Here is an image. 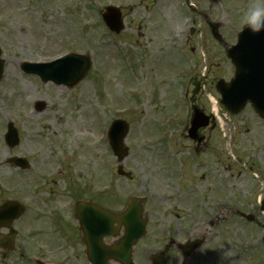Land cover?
Here are the masks:
<instances>
[{"label":"rangeland","instance_id":"rangeland-1","mask_svg":"<svg viewBox=\"0 0 264 264\" xmlns=\"http://www.w3.org/2000/svg\"><path fill=\"white\" fill-rule=\"evenodd\" d=\"M184 1L0 0V45L5 60L0 85V198L3 184L18 188L24 175L34 174L33 182L56 179L62 185L60 192L69 177L72 185L81 184L93 193L97 184L109 193L118 190L123 201L132 194L148 195V208L167 214L164 219L155 215L149 235L138 246L137 255L142 257L138 261L146 251L162 249L163 237H177L178 213L187 211L193 199L173 197L163 189H176L174 175L180 164L195 175L192 141L186 131L192 113L188 100L197 97L192 90L199 88V106L215 112L216 83L221 78L229 81L234 73L224 47L200 15L222 23L221 33L233 43L246 24L248 10L264 4V0H220L212 6L208 0H190L191 8ZM110 5L123 8L124 30L118 36L107 31L100 17L101 10ZM69 52L86 53L93 60L87 77L74 89L40 84L21 70L23 61L46 62ZM188 86L191 97L184 102ZM38 101L45 102L44 110H35ZM117 118L130 125L126 145L131 154L123 165L133 173L134 181L116 174L118 163L106 133ZM9 121L21 137L13 149L4 138ZM218 121V128L209 134L216 149L207 167L217 183L223 179L224 191L216 194L215 205L220 206L214 211L240 200L241 209L264 223L259 210L264 190V122L250 106L238 116L219 112ZM14 156L25 157L31 168H14L9 162ZM163 170L174 182L170 188L167 178L163 181ZM226 230V239L211 237L190 264H221L220 253L229 249L234 252L226 259L230 264H264V229L232 224ZM171 254L169 264H176V253Z\"/></svg>","mask_w":264,"mask_h":264},{"label":"flooded vegetation","instance_id":"flooded-vegetation-1","mask_svg":"<svg viewBox=\"0 0 264 264\" xmlns=\"http://www.w3.org/2000/svg\"><path fill=\"white\" fill-rule=\"evenodd\" d=\"M209 134V130H203L200 133L203 141L191 143L192 155L197 156L193 166L195 175L191 176V169L186 167L181 171V186H176L174 190L164 189L165 193H171L174 197L193 199L187 211L178 213L177 236L181 240L207 238L208 241L213 236L223 237L231 221L237 225L243 223L241 212L231 211V207L214 211L219 207L215 205L216 181L206 172L208 165H205V162L210 163L209 156L213 155ZM34 176L24 175L23 179L19 180L18 188L14 184H3V197L0 198V204H3V221L0 220V264H91L88 244L83 241L81 223L75 216L77 206L86 200L99 208L116 213L122 209L118 194L113 189L111 193L105 192L104 186L98 184L96 192H90L81 187V184L72 185L69 177L64 180L65 190L60 192L58 190L62 185L57 184L56 179H36L33 182ZM166 178L169 181L167 172L163 181ZM82 184L84 185L83 181ZM220 184L224 185L223 182ZM50 185L52 187H49ZM76 188L82 192H75ZM8 203L16 204V207L8 210L5 207ZM148 205L149 201L145 200L142 218L148 219L149 223H154L156 214L161 219L167 215L149 210ZM16 208H23L22 216H16ZM119 224V220L113 222L115 228H118ZM118 240L119 237H107L105 242L111 246ZM146 255L149 264V252L146 251Z\"/></svg>","mask_w":264,"mask_h":264},{"label":"water","instance_id":"water-1","mask_svg":"<svg viewBox=\"0 0 264 264\" xmlns=\"http://www.w3.org/2000/svg\"><path fill=\"white\" fill-rule=\"evenodd\" d=\"M104 20L112 30L120 31L122 29L120 12L118 9L113 7L107 8L104 14ZM250 29V26L244 29L240 35L238 45L229 51V57L236 67V73L235 78L230 83H225L224 81L219 82L217 89L222 95L219 105L222 110L235 115L241 112L249 102L256 113L264 119V28H261V30H259L260 32L256 34L250 32L253 31ZM246 37L253 41L247 42L245 40ZM1 64L2 61L0 60V68ZM25 65L26 68L32 70L30 72L40 74L44 80H52L56 84H64L73 87L78 84L90 70L91 59L88 56L74 54L48 64ZM41 105L42 104L39 106L41 107ZM206 124L202 114H196L191 134L194 135L199 127ZM127 133L128 124L126 122L119 120L112 124L109 133L110 143L114 153L118 156L120 161L124 160L128 154L123 144ZM8 138H10L9 144L11 146L17 144L18 139L13 129L8 135ZM23 167H27V165H23ZM134 212L135 208L130 207L127 218L131 224L126 227V236L121 243L120 250L115 249L111 251L112 255H116L118 260H122L124 255L129 258L131 247L145 234L144 227L142 224H138V221L133 215ZM138 212H140V210ZM88 216H90V214ZM86 222L90 223L88 219ZM102 227L104 228L103 225ZM87 230L91 233L92 227L87 226L86 231ZM100 231L101 230L98 229V232ZM100 236L102 237L103 233L98 237H92L95 244H98L101 240ZM197 246L199 245H195L194 248ZM93 262L97 264L95 259Z\"/></svg>","mask_w":264,"mask_h":264},{"label":"clouds","instance_id":"clouds-1","mask_svg":"<svg viewBox=\"0 0 264 264\" xmlns=\"http://www.w3.org/2000/svg\"><path fill=\"white\" fill-rule=\"evenodd\" d=\"M245 23H247L253 31H259L261 28H264V4L251 7L248 12L245 14ZM234 252L232 249H229L226 252H221V264L228 257L233 256ZM230 264V261H229Z\"/></svg>","mask_w":264,"mask_h":264},{"label":"bare ground","instance_id":"bare-ground-1","mask_svg":"<svg viewBox=\"0 0 264 264\" xmlns=\"http://www.w3.org/2000/svg\"><path fill=\"white\" fill-rule=\"evenodd\" d=\"M217 108H215V110H216Z\"/></svg>","mask_w":264,"mask_h":264}]
</instances>
